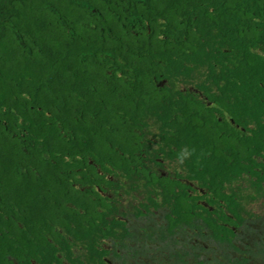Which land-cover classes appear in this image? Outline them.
Here are the masks:
<instances>
[{
    "label": "trees",
    "instance_id": "1",
    "mask_svg": "<svg viewBox=\"0 0 264 264\" xmlns=\"http://www.w3.org/2000/svg\"><path fill=\"white\" fill-rule=\"evenodd\" d=\"M244 178L264 196V0H0V264H110L138 181L137 218L231 247Z\"/></svg>",
    "mask_w": 264,
    "mask_h": 264
},
{
    "label": "rangeland",
    "instance_id": "2",
    "mask_svg": "<svg viewBox=\"0 0 264 264\" xmlns=\"http://www.w3.org/2000/svg\"><path fill=\"white\" fill-rule=\"evenodd\" d=\"M176 88L202 98L193 84L177 83ZM155 133L157 123L149 119L146 137L153 143ZM153 148L157 146L153 144ZM152 159L159 165L148 166L156 173L181 172L179 163L169 162L160 154ZM251 183V179L244 178L232 184L242 206L243 225L231 247L210 242L204 231L179 229L174 236H167L163 210L137 218L135 208L146 195L143 182L125 183L119 191L117 206L118 216L127 223L130 236L121 242L109 239L103 244L110 250L107 260L110 264H264V196ZM74 253L82 255L76 249Z\"/></svg>",
    "mask_w": 264,
    "mask_h": 264
}]
</instances>
